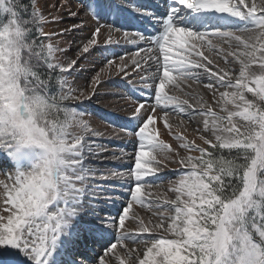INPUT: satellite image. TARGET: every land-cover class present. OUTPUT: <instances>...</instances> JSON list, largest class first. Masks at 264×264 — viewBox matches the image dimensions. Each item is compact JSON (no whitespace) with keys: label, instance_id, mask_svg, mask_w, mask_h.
<instances>
[{"label":"snow or ice","instance_id":"snow-or-ice-1","mask_svg":"<svg viewBox=\"0 0 264 264\" xmlns=\"http://www.w3.org/2000/svg\"><path fill=\"white\" fill-rule=\"evenodd\" d=\"M79 2L68 15L83 11L97 25L77 58L63 64L53 37L77 25L53 33L48 25L63 19L46 16L39 0H0V264H264V0H165L164 11ZM128 17L154 32L126 30ZM100 21L106 44L119 43L111 37L121 33L137 51L119 64L107 60L87 87H73L68 77L95 50ZM110 68L145 97L134 100L128 126L112 137L131 138V155L109 153L82 107ZM184 81L202 83L212 103L169 95V86ZM170 112L203 117L201 143L175 134L184 155L155 127L163 120L171 134ZM173 152L178 174L166 192L174 198L153 196ZM106 162L113 166L103 168ZM129 239L144 245L142 256L127 248ZM92 244L102 252L90 256Z\"/></svg>","mask_w":264,"mask_h":264},{"label":"rangeland","instance_id":"rangeland-1","mask_svg":"<svg viewBox=\"0 0 264 264\" xmlns=\"http://www.w3.org/2000/svg\"><path fill=\"white\" fill-rule=\"evenodd\" d=\"M139 1L141 0H119L121 7L124 8H131L133 4L140 5ZM162 1L165 3L164 0ZM249 2H251V0H249ZM256 2L258 3L259 0H256ZM39 3L46 16L49 18L62 17L63 19V22L59 24L50 23L47 28L48 31L58 33L64 28H71L72 25H77L78 30L73 31L70 34H66L63 37H53L54 44L64 50L63 53L58 54L57 58L59 62L66 64L71 59H76L78 56V46L87 41L91 32L97 25V21L83 11L80 12L78 17H70L68 15L69 10L78 11L80 9L81 4L79 0H39ZM144 6L153 8V6L149 4ZM160 7L162 6L160 5ZM113 16L116 18L115 15ZM109 20H111V17H109ZM100 23L101 25H105L104 21H100ZM130 23L133 24V26L137 23L138 27H144V29L137 28L139 30L146 29L149 32L148 29H150V32H154V29L150 28V23H146L140 19H132L131 17H128V23L125 25L132 26ZM131 31H134L132 27ZM119 37L120 36L116 32H113L111 39L113 41H119V43L106 44V40H108L109 37L107 33V26L105 25L103 34L98 38L95 50L91 51V53L84 59H81L76 72L68 77L69 81L73 82V87L79 89L87 87L91 78L97 72H100L101 69L109 67L107 66V60H113L114 63L119 64L121 62V56H123L125 60H129V56L136 53L137 49L129 47L130 44H126L129 47V51H127L125 47H121L124 40ZM221 47L224 49L225 53L229 50L227 45L222 44ZM205 55L211 54L205 52ZM212 58L218 62L220 66H224V62L220 57L212 55ZM229 59L231 60V57H229ZM236 67L238 68V65ZM110 72V75L108 74V71L102 75V83L98 87L96 96L90 101L85 100L82 107L89 114L85 118L91 122L94 128L105 134L102 138V142L106 145L109 153L113 151L119 153L120 148H123L129 155H131L134 152V144L130 142L131 138L125 134H121L119 139H113L112 137L113 133L118 131L121 127L128 126L130 111L134 100H144L145 97L141 96L139 93L133 92L127 80L122 74H117L115 68H110ZM168 91L169 95H176L181 99L188 98L184 96V93H191L196 97H203L204 100L208 101V103H212L211 94L203 88L202 83L195 84L190 81H184L180 83L179 89L169 86ZM149 103H151V101H149ZM190 103H195V101L190 99ZM213 106L215 107V105ZM161 115H163V113H161ZM167 119L172 125L171 134L169 129L164 127L163 120L158 119L155 124V127L159 131V138L164 141L165 144L171 145L173 149L180 151L181 155H184L185 151L179 148V141L174 138L175 134H180L189 141L195 139L196 143H201L198 139V131L203 126V117L199 114L187 116L184 114L170 112ZM191 154L198 155V153ZM174 156V152L167 153V159L164 160V163L167 166L164 167L162 165L161 172L159 173L163 179L162 181L155 182V184H159V187H155L154 185L153 196L157 194H166L170 198H174L172 193L166 192L169 181L176 179L178 174V165L171 162ZM158 158L164 159L163 156H159ZM131 163V160L125 161L126 166L131 165ZM112 166L111 162H106L102 165L105 169L111 168ZM121 170L126 172L127 167H124ZM4 178V175L0 173V179ZM110 211L114 215L116 209H110ZM135 211L138 215L144 217L145 219L152 217V211L147 208L136 207ZM129 231L134 232L135 227L133 225H129ZM113 236H115V233H113ZM125 243L128 249H138V254L140 256L143 255L144 245L142 243L133 244L131 239ZM91 249L92 251L88 253L90 256H94L96 251L102 252V248L96 244H92ZM118 251H120L122 257L127 259L124 250L118 249ZM136 254L137 253H134L133 256ZM112 264H118V262L113 259Z\"/></svg>","mask_w":264,"mask_h":264},{"label":"bare ground","instance_id":"bare-ground-1","mask_svg":"<svg viewBox=\"0 0 264 264\" xmlns=\"http://www.w3.org/2000/svg\"><path fill=\"white\" fill-rule=\"evenodd\" d=\"M165 1V0H164ZM139 4L140 5H151V6H159V10L160 11H164V8H163V1L162 0H141V1H139ZM160 5L162 6V7H160ZM125 26V29L126 30H130L131 31V26H127V25H124ZM145 27H147V26H145ZM150 28H153V26L150 24ZM140 29H143V28H140ZM120 37L119 38H122V34L121 33H117ZM126 44H128V43H126L125 41H123V44L121 45V47H125L126 48V50L127 51H129V47H134V48H136L135 46H133V45H129V47L126 45ZM132 52V51H131ZM128 55V54H127ZM134 55V54H133ZM132 56V55H131ZM131 56H129V57H131ZM128 57V58H129ZM145 99V98H144ZM124 106V105H123Z\"/></svg>","mask_w":264,"mask_h":264},{"label":"trees","instance_id":"trees-1","mask_svg":"<svg viewBox=\"0 0 264 264\" xmlns=\"http://www.w3.org/2000/svg\"><path fill=\"white\" fill-rule=\"evenodd\" d=\"M29 2V0H25V3H28Z\"/></svg>","mask_w":264,"mask_h":264}]
</instances>
